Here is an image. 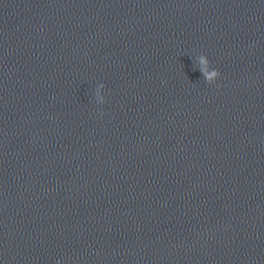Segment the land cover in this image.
Listing matches in <instances>:
<instances>
[{
    "label": "clouds",
    "instance_id": "9594fccd",
    "mask_svg": "<svg viewBox=\"0 0 264 264\" xmlns=\"http://www.w3.org/2000/svg\"><path fill=\"white\" fill-rule=\"evenodd\" d=\"M201 61H202V63H206L207 62L204 57H201ZM217 75H219V72L218 71H213L210 75H207V79L210 81L213 77H215Z\"/></svg>",
    "mask_w": 264,
    "mask_h": 264
}]
</instances>
